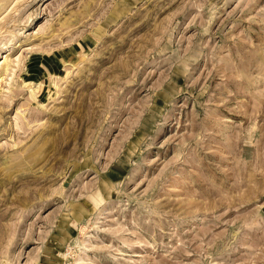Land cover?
<instances>
[{"label":"rangeland","instance_id":"rangeland-1","mask_svg":"<svg viewBox=\"0 0 264 264\" xmlns=\"http://www.w3.org/2000/svg\"><path fill=\"white\" fill-rule=\"evenodd\" d=\"M0 264H264V0H0Z\"/></svg>","mask_w":264,"mask_h":264}]
</instances>
